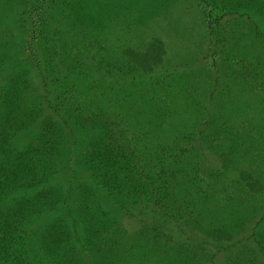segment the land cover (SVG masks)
I'll return each mask as SVG.
<instances>
[{"label": "rangeland", "instance_id": "rangeland-1", "mask_svg": "<svg viewBox=\"0 0 264 264\" xmlns=\"http://www.w3.org/2000/svg\"><path fill=\"white\" fill-rule=\"evenodd\" d=\"M247 6L232 0H0V93L9 78L22 79L41 109L37 125L61 123L50 108L63 88L78 106L129 111L124 125L149 122V139L168 150V209L136 192L123 191L114 202L95 197L125 244L143 242V231L146 240L154 233L163 245L147 253L135 249L131 264L142 254L155 256L152 264H264V15ZM23 10L29 12L17 22ZM155 44L163 50L160 61L143 69L133 55ZM64 120L70 151L61 161L70 167L60 168L55 186L70 181L64 206L75 210L79 184L86 182L81 154L101 126ZM37 131L34 125L17 133L11 146L23 149ZM71 213L73 229L83 234L79 213ZM60 214L61 208L48 217ZM38 246L39 233L29 248Z\"/></svg>", "mask_w": 264, "mask_h": 264}, {"label": "trees", "instance_id": "trees-1", "mask_svg": "<svg viewBox=\"0 0 264 264\" xmlns=\"http://www.w3.org/2000/svg\"><path fill=\"white\" fill-rule=\"evenodd\" d=\"M232 1L237 7L248 5L264 15V0ZM28 12L23 10L17 22L21 23ZM29 48L32 60L39 65L40 60L34 56L36 51ZM162 51L155 44L148 53L133 55L134 61L150 70L159 63ZM23 84L20 78H9L0 93V264H131L130 255L135 249L143 248L144 253L154 245L155 250L163 249L154 233L146 240L147 233L143 231L140 233L143 242L125 244L121 230L114 226L115 221L108 220V209L95 199L100 195L104 202H108V197L114 202L123 191L136 192V197L145 203L169 208L166 177L170 174V164L169 157L165 156L168 150L160 146L162 141L149 139L154 132L149 122L146 127L135 123L124 125L129 111L108 113V108L92 110V106H78L76 95L62 88L55 94L50 108L61 123H37V126L41 109L27 97ZM65 118L82 128L101 126L100 133L87 142L81 154L86 182L79 184V202L75 207L83 230L81 235L73 229L71 211L74 208L64 206L71 192L70 181H61L55 186L60 168L68 164L61 161L63 152L70 151L63 133ZM135 118L138 119L137 113ZM34 125L38 128L35 139L21 150L14 149L11 146L14 135ZM60 208L61 214L51 221L48 215L54 216ZM41 216L47 219L38 223ZM37 233L41 246L31 249V237ZM141 257L142 260L132 264H152L155 259L154 256L147 260L144 254Z\"/></svg>", "mask_w": 264, "mask_h": 264}]
</instances>
